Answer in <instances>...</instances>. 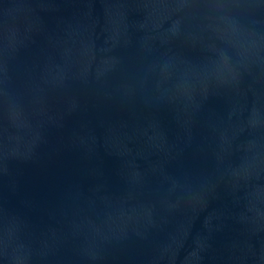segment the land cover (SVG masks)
<instances>
[{
  "label": "water",
  "instance_id": "95a60500",
  "mask_svg": "<svg viewBox=\"0 0 264 264\" xmlns=\"http://www.w3.org/2000/svg\"><path fill=\"white\" fill-rule=\"evenodd\" d=\"M0 264H264V0H0Z\"/></svg>",
  "mask_w": 264,
  "mask_h": 264
}]
</instances>
